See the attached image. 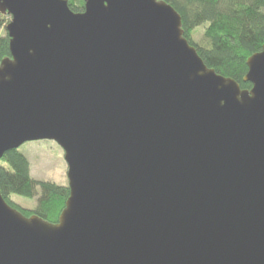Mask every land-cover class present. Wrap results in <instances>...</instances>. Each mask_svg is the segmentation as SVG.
<instances>
[{
    "label": "water",
    "instance_id": "water-1",
    "mask_svg": "<svg viewBox=\"0 0 264 264\" xmlns=\"http://www.w3.org/2000/svg\"><path fill=\"white\" fill-rule=\"evenodd\" d=\"M0 159L64 150L57 222L0 190V264H264V45L242 88L165 0H0Z\"/></svg>",
    "mask_w": 264,
    "mask_h": 264
},
{
    "label": "trees",
    "instance_id": "trees-1",
    "mask_svg": "<svg viewBox=\"0 0 264 264\" xmlns=\"http://www.w3.org/2000/svg\"><path fill=\"white\" fill-rule=\"evenodd\" d=\"M181 14L184 36L194 45L208 67L237 80L242 88L247 60L264 45V0H165ZM72 10H84L85 0H68ZM11 16L0 11V62L10 56V36L6 30ZM202 32V41L196 39ZM0 190L6 201L24 215L37 214L57 222L70 195L68 185L39 180L31 174L29 158L12 149L0 159ZM19 194L36 198L33 208L24 207L12 198Z\"/></svg>",
    "mask_w": 264,
    "mask_h": 264
},
{
    "label": "rangeland",
    "instance_id": "rangeland-1",
    "mask_svg": "<svg viewBox=\"0 0 264 264\" xmlns=\"http://www.w3.org/2000/svg\"><path fill=\"white\" fill-rule=\"evenodd\" d=\"M200 31L196 39L201 42ZM31 163V174L39 180L54 181L58 184L68 185V165L64 157L63 148L54 140H34L25 142L19 147ZM12 198L18 204L33 208L37 204L36 198H29L19 194H13Z\"/></svg>",
    "mask_w": 264,
    "mask_h": 264
}]
</instances>
